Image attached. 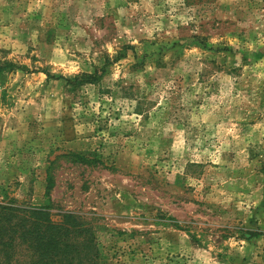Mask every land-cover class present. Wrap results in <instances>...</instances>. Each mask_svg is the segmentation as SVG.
<instances>
[{
  "label": "rangeland",
  "instance_id": "obj_1",
  "mask_svg": "<svg viewBox=\"0 0 264 264\" xmlns=\"http://www.w3.org/2000/svg\"><path fill=\"white\" fill-rule=\"evenodd\" d=\"M6 65L11 222L83 264H264V0H0Z\"/></svg>",
  "mask_w": 264,
  "mask_h": 264
},
{
  "label": "trees",
  "instance_id": "obj_2",
  "mask_svg": "<svg viewBox=\"0 0 264 264\" xmlns=\"http://www.w3.org/2000/svg\"><path fill=\"white\" fill-rule=\"evenodd\" d=\"M9 68L10 65L0 67V73ZM100 71L102 70L95 69L93 74L76 77L73 84H92L100 77ZM74 158L84 163L89 162L84 156L74 155ZM0 208V252H5L6 264H19L16 256L18 250L22 249L27 252L25 264H83L77 255L79 245L75 244L81 233L73 228L72 224H68L66 220L61 224H54L48 220L44 223V218L39 215L47 213L41 209L30 211L32 217L30 222L23 220L22 217L19 218V222H11L13 218H17L12 213L14 209ZM65 216L69 217L70 214ZM28 222L29 226L26 225Z\"/></svg>",
  "mask_w": 264,
  "mask_h": 264
},
{
  "label": "crops",
  "instance_id": "obj_3",
  "mask_svg": "<svg viewBox=\"0 0 264 264\" xmlns=\"http://www.w3.org/2000/svg\"><path fill=\"white\" fill-rule=\"evenodd\" d=\"M3 75H5V74L3 73ZM3 79H4V77L3 76H0V82H3V81H1Z\"/></svg>",
  "mask_w": 264,
  "mask_h": 264
}]
</instances>
